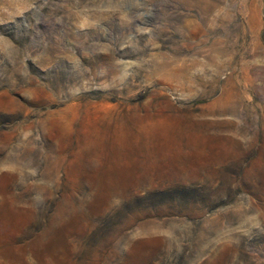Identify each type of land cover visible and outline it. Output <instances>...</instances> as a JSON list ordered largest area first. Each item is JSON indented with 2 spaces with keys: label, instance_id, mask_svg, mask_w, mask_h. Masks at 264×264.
I'll use <instances>...</instances> for the list:
<instances>
[{
  "label": "rangeland",
  "instance_id": "obj_1",
  "mask_svg": "<svg viewBox=\"0 0 264 264\" xmlns=\"http://www.w3.org/2000/svg\"><path fill=\"white\" fill-rule=\"evenodd\" d=\"M0 264H264V0H0Z\"/></svg>",
  "mask_w": 264,
  "mask_h": 264
}]
</instances>
